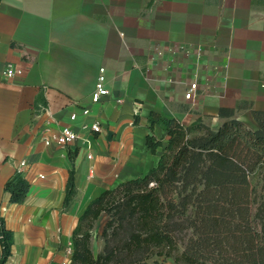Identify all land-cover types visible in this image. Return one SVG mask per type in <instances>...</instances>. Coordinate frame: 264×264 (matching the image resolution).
I'll return each mask as SVG.
<instances>
[{
  "label": "crops",
  "instance_id": "0c3cea01",
  "mask_svg": "<svg viewBox=\"0 0 264 264\" xmlns=\"http://www.w3.org/2000/svg\"><path fill=\"white\" fill-rule=\"evenodd\" d=\"M9 64L20 74L6 78ZM100 67L109 93L96 101ZM241 100L264 110V0H1L0 215L14 232L4 264L70 263L89 202L156 166L163 147L145 143L152 111L217 127L219 109ZM236 116L258 128L250 110ZM64 126L77 134L66 145ZM152 133L165 145L159 124ZM70 170L76 194L65 208ZM16 171L29 183L21 204L4 191Z\"/></svg>",
  "mask_w": 264,
  "mask_h": 264
},
{
  "label": "trees",
  "instance_id": "16d2710c",
  "mask_svg": "<svg viewBox=\"0 0 264 264\" xmlns=\"http://www.w3.org/2000/svg\"><path fill=\"white\" fill-rule=\"evenodd\" d=\"M239 110H250L256 130L237 119ZM218 117L217 127L202 117L183 125L152 111L145 143L153 154L163 147L156 166L89 202L72 231L69 264H147L154 256L174 264H264V110L241 100L221 107ZM156 123L165 145L152 133ZM28 189L22 171L4 184L10 203H23ZM75 194L70 170L65 208ZM102 214L106 220L94 233ZM94 236L101 243L96 256ZM13 243L0 215V264Z\"/></svg>",
  "mask_w": 264,
  "mask_h": 264
},
{
  "label": "built area",
  "instance_id": "2783aa9c",
  "mask_svg": "<svg viewBox=\"0 0 264 264\" xmlns=\"http://www.w3.org/2000/svg\"><path fill=\"white\" fill-rule=\"evenodd\" d=\"M20 72H21L20 70L14 69L12 67V65L9 64L4 69L3 75L6 78H11L12 76H14L16 74H20ZM105 81H106L105 69H104V67H100L98 74H97V77H96V80H95L94 89L91 93V98L93 100L99 101L102 97L106 96L109 93L108 89L105 87ZM196 88H197L196 83H191L189 90L185 93V98L191 99L193 97V93L196 90ZM73 104H76V103L74 102ZM82 113L84 115H87L90 113V111L88 108L84 107V108H82ZM69 119L71 121L75 120L76 114L71 113L69 115ZM90 129L93 132H99L100 131V123L98 121L91 123ZM76 138H77L76 132L74 130H72L69 126H64L59 131V134L57 137V142L59 144L66 145V144H69V143L73 142L74 140H76ZM88 157H90V156H88ZM20 165L24 166L25 161H23V160L20 161ZM40 177H42V175Z\"/></svg>",
  "mask_w": 264,
  "mask_h": 264
},
{
  "label": "rangeland",
  "instance_id": "374dc122",
  "mask_svg": "<svg viewBox=\"0 0 264 264\" xmlns=\"http://www.w3.org/2000/svg\"><path fill=\"white\" fill-rule=\"evenodd\" d=\"M106 220V216L104 214L101 215L98 221L95 223L94 227V233H99L101 231V228ZM95 239V238H94ZM93 239V240H94ZM95 248L98 246L97 243H100L98 239L96 238ZM101 244V243H100ZM101 247V246H100ZM147 264H174L171 258L166 257H152L148 260Z\"/></svg>",
  "mask_w": 264,
  "mask_h": 264
}]
</instances>
